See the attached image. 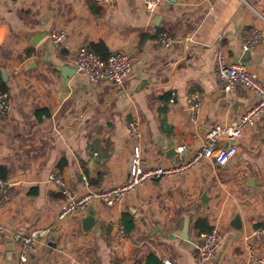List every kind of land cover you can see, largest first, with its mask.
Returning <instances> with one entry per match:
<instances>
[{
    "label": "crops",
    "instance_id": "crops-1",
    "mask_svg": "<svg viewBox=\"0 0 264 264\" xmlns=\"http://www.w3.org/2000/svg\"><path fill=\"white\" fill-rule=\"evenodd\" d=\"M92 4L95 9L89 0H0V79L10 94L9 114L0 122L10 199L0 203V223L10 233L50 230L26 263L19 262L18 245L0 234V264H148L150 256L162 264H255L249 248L264 255V113L226 165L205 161L185 175L152 179L115 206L95 201L89 231L81 221L89 206L59 220L65 200L48 176L62 174L77 194L123 183L136 145L128 131L133 119L142 126L145 167L178 163L202 147L209 126L237 120L257 97L219 86L218 46L228 62L244 64L264 82V0H163L153 12L143 0ZM52 28L66 30L62 43L48 40ZM249 28L260 30L263 41L245 50L242 34ZM160 31L176 39L171 50L156 43ZM93 45L130 55L123 85L91 83L75 69L78 49ZM190 92L202 98L196 119ZM126 213L134 228L115 248ZM236 214L241 228L232 225ZM186 217L188 239L179 236ZM199 219L222 232L207 262L198 254Z\"/></svg>",
    "mask_w": 264,
    "mask_h": 264
},
{
    "label": "built area",
    "instance_id": "built-area-1",
    "mask_svg": "<svg viewBox=\"0 0 264 264\" xmlns=\"http://www.w3.org/2000/svg\"><path fill=\"white\" fill-rule=\"evenodd\" d=\"M97 3L114 6L118 0H95ZM163 0H143L145 8L153 12ZM67 33L62 28H52L48 32V40L52 43H62ZM190 39H192L190 37ZM156 43L165 50H171L176 39L168 31H160L155 37ZM263 41V34L257 28L246 29L242 34V42L245 50L256 48ZM74 66L78 72L85 74L91 83H98L104 79L115 85H123L129 78L133 62L127 53L113 51L106 58L101 57L93 50L81 46L74 59ZM216 77L219 86L228 93L243 96L249 91L257 97L255 103L239 118L229 124L215 123L208 127L205 141L202 147L198 148L189 157L180 160L171 166L145 167L141 152L140 143L143 138L141 123L133 119L128 123V131L134 141L135 148L130 162L129 175L127 179L116 186L105 189H89L83 194H77L67 183L60 173H50L48 182L57 187L65 204L61 208L58 218H64L85 212L88 206L99 201L106 206H115L125 201L126 197L134 192L139 186L148 183L152 179H164L167 177H179L188 173L193 167L211 161L214 164L223 166L239 155L240 140L250 128L256 126L258 119L264 113V82L253 72L241 63H230L225 56L223 45L218 46L216 57ZM187 104L192 111V117L196 119L202 107V98L198 92H190L187 95ZM10 111V94L0 85V122L4 121ZM226 142V145H222ZM186 145L182 144L177 152L182 154ZM97 155V153H95ZM85 185H88V177L82 176ZM10 199L9 185L4 179H0V203ZM48 228L37 229L32 232L15 231L8 232L0 223V234L10 237L18 247V259L20 263H26L32 251L37 246L41 237L49 234ZM259 232L264 233V228ZM128 233L122 221H119L114 239L115 248H122L128 240ZM222 241V232L213 227L209 232L201 235V242L198 245L199 259L203 262L210 261L218 252ZM248 258L256 264H264V255L258 256L252 248H249ZM166 264H170L166 262Z\"/></svg>",
    "mask_w": 264,
    "mask_h": 264
},
{
    "label": "trees",
    "instance_id": "trees-1",
    "mask_svg": "<svg viewBox=\"0 0 264 264\" xmlns=\"http://www.w3.org/2000/svg\"><path fill=\"white\" fill-rule=\"evenodd\" d=\"M89 2L91 4V7L95 9L96 7H94L92 3H94V5H97L98 3L95 0H89ZM97 47H98L97 45H93L89 49L93 50L95 53H97L103 58H106L110 54V52H108L107 50L100 51L99 49H97ZM0 84L3 89L7 90L6 84L2 82L1 79H0ZM7 176H8V170L5 167L0 166V178L6 179ZM122 223L124 224L125 229L128 233L134 228L133 217L129 213L123 215ZM196 226L201 230V232L204 233L209 232L212 229V226H210L207 220L205 219H199ZM148 264H162V263L156 257L150 256L148 258Z\"/></svg>",
    "mask_w": 264,
    "mask_h": 264
},
{
    "label": "water",
    "instance_id": "water-1",
    "mask_svg": "<svg viewBox=\"0 0 264 264\" xmlns=\"http://www.w3.org/2000/svg\"><path fill=\"white\" fill-rule=\"evenodd\" d=\"M58 69L61 72H64V70H67L66 67L65 68L59 67ZM3 79L5 81L7 80V76H6V74H4V72H3ZM81 221H82V226H83V230L84 231H89L92 228V226L94 225V223L96 221V218H95V210H94V207H93V203H91L89 205L88 214ZM189 223H190L189 217H186L185 218V221H184V225H183L182 229L179 232V236L181 238L188 239V237H189V234H188ZM232 225L235 228H241V219H240L239 214H236L234 216V219L232 221ZM7 239L8 240H12L10 237H8Z\"/></svg>",
    "mask_w": 264,
    "mask_h": 264
}]
</instances>
